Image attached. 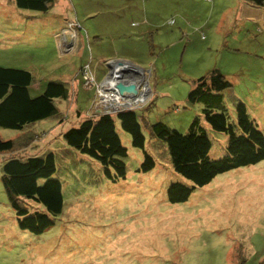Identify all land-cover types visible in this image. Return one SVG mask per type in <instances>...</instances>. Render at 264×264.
I'll return each instance as SVG.
<instances>
[{
	"label": "rangeland",
	"instance_id": "rangeland-1",
	"mask_svg": "<svg viewBox=\"0 0 264 264\" xmlns=\"http://www.w3.org/2000/svg\"><path fill=\"white\" fill-rule=\"evenodd\" d=\"M102 1L54 0L46 12H36L0 0V66L29 70L31 96L53 80L67 81L71 94L55 101L62 119L41 120L28 132L36 138L35 152L57 153L63 211L39 235L21 230L0 180V264H264V160L219 174L187 201L169 203L167 185L182 178L158 159L152 170L137 171L143 154L118 120L128 157L126 177L117 182L103 176L96 160L66 151L62 138L93 114L86 111L96 88L84 85L81 69L89 65L100 85L108 59L128 60L143 72L131 74L148 85L143 107L135 110L153 155L150 124L161 121L185 132L201 107L189 104L187 94L214 68L230 80L229 95L246 104L264 133V7L242 0ZM69 26L78 35L69 52H61L56 36ZM95 33L101 40L93 39ZM20 133L0 128L3 139ZM211 136L210 153L217 156L225 136ZM19 149L17 154L25 152ZM8 156L0 153V177Z\"/></svg>",
	"mask_w": 264,
	"mask_h": 264
},
{
	"label": "trees",
	"instance_id": "trees-1",
	"mask_svg": "<svg viewBox=\"0 0 264 264\" xmlns=\"http://www.w3.org/2000/svg\"><path fill=\"white\" fill-rule=\"evenodd\" d=\"M11 1L19 9L36 12H46L54 2ZM242 1L253 7H264V0ZM32 81L29 70L0 66V128L21 132L17 138L36 130L41 120L62 119L55 101H68L71 95L67 81L53 80L46 83L40 94L31 96ZM231 86L230 80L216 68L195 79L186 101L199 103L200 114L191 120L185 132L161 121L150 124L152 138L148 147L153 148L154 155L146 147L140 115L135 109L84 117L78 125L62 133L66 151L75 150L96 160L103 176L112 182L124 179L128 152L116 127L118 120L120 128L130 135L131 145L143 154L137 171L152 170L156 159L169 163L182 179L169 182L166 199L169 203L185 202L192 192L209 184L217 175L264 160V133L246 104L237 96L229 95ZM211 133L225 136L217 156L210 153ZM17 138L0 136V153L9 155L1 165L0 180L18 227L39 235L55 224L64 207L62 181L55 176L57 153L49 149L35 152L31 143L36 138L32 134ZM19 148L26 153L17 154ZM63 156L65 160L66 152Z\"/></svg>",
	"mask_w": 264,
	"mask_h": 264
},
{
	"label": "built area",
	"instance_id": "built-area-1",
	"mask_svg": "<svg viewBox=\"0 0 264 264\" xmlns=\"http://www.w3.org/2000/svg\"><path fill=\"white\" fill-rule=\"evenodd\" d=\"M63 49L66 51L69 50L67 47H64ZM115 62L116 60L113 59H108L105 62L106 64L110 65V70L107 72L106 76L102 80L103 82L100 85H97L89 65L82 68L81 74L84 79V85L96 87L97 98L94 100L92 107L94 112H112L127 107H135L139 105V102H142L144 99L143 93L146 90L145 85L142 82L139 84V82L132 80L131 74H134V76L137 75L133 72L135 70L133 69L132 71L126 72L127 75L123 77L122 71L124 66L123 68L120 66L121 76L116 77L114 73L115 69L113 68ZM116 82L135 84L138 88L139 94L136 96L128 93L124 95L118 94L115 89Z\"/></svg>",
	"mask_w": 264,
	"mask_h": 264
},
{
	"label": "clouds",
	"instance_id": "clouds-1",
	"mask_svg": "<svg viewBox=\"0 0 264 264\" xmlns=\"http://www.w3.org/2000/svg\"><path fill=\"white\" fill-rule=\"evenodd\" d=\"M65 31H72L73 33H74V39L73 40H70V41H76V30L72 27V26H69V27H65L63 30H62V32L58 35V36H56L57 37V40L59 41V48H60V50H61V52H69V51H66V50H64L63 48L64 47H67V48H70V46L71 45H69L68 46V43L70 42H68L67 41V38L65 37ZM73 46H74V44H73ZM72 50H73V48H72ZM113 60H116V61H127L128 63H132L131 64V68H126L125 66H124V68H123V66H121L122 68H123V71L122 72H129V71H132L133 69L134 70H137L138 71V74H141L142 73V70L137 66V65H135L133 62H130V61H128V60H123V59H113ZM106 61V60H105ZM105 61H104V65H105ZM121 64H124V62L122 63L121 62ZM108 65V64H107ZM109 66V65H108ZM109 68H110V66H109ZM145 70V69H144ZM143 70V71H144ZM81 71H82V69H81ZM108 72V71H107ZM107 74V73H106ZM142 75V74H141ZM106 75H104V77H105ZM143 76V75H142ZM95 79V78H94ZM116 83H118V82H116ZM122 83V82H121ZM124 84H126V83H124ZM129 84H133V83H129ZM144 84V83H143ZM116 85V84H115ZM135 85V84H134ZM86 86V85H85ZM136 86V85H135ZM145 86L147 87L148 85L147 84H145ZM86 87H92V86H86ZM95 87V86H94ZM96 88V87H95ZM136 90H137V94L136 95H138L139 94V91H138V88H137V86H136ZM145 92H146V90H145ZM143 93V96H144V98H145V95H146V93ZM131 95H133V94H131ZM136 95H133V96H136ZM94 102V101H93ZM93 102H92V104H91V107H90V109L89 110H87L86 111V113H87V116H89V113H90V115H91V113H93L91 116H94V115H96V114H100V113H115L116 111H119V110H125V109H135V108H141L140 106H142V104H139V105H137V106H135V107H127V108H123V109H119V110H116V111H112V112H94L93 111ZM143 107V106H142Z\"/></svg>",
	"mask_w": 264,
	"mask_h": 264
},
{
	"label": "water",
	"instance_id": "water-1",
	"mask_svg": "<svg viewBox=\"0 0 264 264\" xmlns=\"http://www.w3.org/2000/svg\"><path fill=\"white\" fill-rule=\"evenodd\" d=\"M120 66H125L126 68H131L130 65L120 64ZM115 89H116L117 93L120 95H124L126 93L133 94V95L137 94L136 86L134 84H124V83L118 82L115 85Z\"/></svg>",
	"mask_w": 264,
	"mask_h": 264
},
{
	"label": "bare ground",
	"instance_id": "bare-ground-1",
	"mask_svg": "<svg viewBox=\"0 0 264 264\" xmlns=\"http://www.w3.org/2000/svg\"><path fill=\"white\" fill-rule=\"evenodd\" d=\"M73 33L71 32V31H65V37L67 38V41L69 42L70 40H72L73 39ZM71 42V43H70ZM69 43H68V45H71L72 46V44H73V42L74 41H70ZM120 62L119 61H116L115 62V64H114V66H113V68L115 69L114 70V73H115V76L116 77H120L121 76V68H120ZM130 66H131V64H129ZM135 74H138V71L137 70H135V71H133Z\"/></svg>",
	"mask_w": 264,
	"mask_h": 264
},
{
	"label": "crops",
	"instance_id": "crops-1",
	"mask_svg": "<svg viewBox=\"0 0 264 264\" xmlns=\"http://www.w3.org/2000/svg\"><path fill=\"white\" fill-rule=\"evenodd\" d=\"M105 2H108V0H106V1H102V3H105ZM113 3V2H112ZM112 3L110 4V5H105V6H107V8L109 9H111V5H112ZM108 4V3H107ZM103 8H106V7H103ZM108 12V11H107ZM100 28V26H98L96 29H99ZM76 35H78V32L76 33ZM101 36H99V34H96L95 33V35H94V37H93V39H96L97 41H99V40H101ZM58 47H59V41H58ZM123 60H125V59H123ZM142 75H143V72L141 73ZM74 99H76V93H75V97H74Z\"/></svg>",
	"mask_w": 264,
	"mask_h": 264
}]
</instances>
